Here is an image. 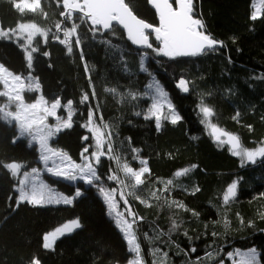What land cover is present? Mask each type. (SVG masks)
Returning <instances> with one entry per match:
<instances>
[{
  "label": "trees",
  "instance_id": "trees-1",
  "mask_svg": "<svg viewBox=\"0 0 264 264\" xmlns=\"http://www.w3.org/2000/svg\"><path fill=\"white\" fill-rule=\"evenodd\" d=\"M255 1L194 0L195 15L203 20L206 32L226 45L208 55L171 60L156 56L150 49L140 52L132 47L119 27L115 35L104 34L112 44L118 45V51L93 42L90 38L84 45L85 60L97 93V100H92L90 95L89 102L93 106L100 103L104 121L115 125L114 131L118 133L119 140L132 138L133 146L142 149L140 155L147 159L151 169V176L146 174V184L141 186L143 191L138 190V194L148 199V203L153 206L146 207L129 197L134 209L145 217L141 221V228L149 231L151 236L150 226H158L167 232L169 218L174 214L184 221L181 229L172 234L174 243L171 245L161 242L167 241V236L154 244L141 238L146 264L152 262L153 257L149 255L152 247L168 251L167 264H196V258L203 260L208 251L215 253L222 248L226 254L233 249L247 250L253 246L262 253L260 258L264 261V219L261 218L264 215V196L260 195L264 193V161L241 167L239 158L230 154L227 144L221 146L214 142L207 125L200 122L202 117L197 107L200 96L211 92L213 95L205 99L216 112L212 118L213 124L238 135L242 145L247 148H253L264 140V80L254 78L264 76V15L255 21L250 19L251 13L255 11ZM125 2L139 18L158 26V17L147 0ZM63 10L62 0L59 4L57 0H41L36 12L23 13L13 7L12 0H0V28L16 29L20 23H34L45 31L51 30L46 47L42 36L38 35L33 40V46H39V52L34 54L31 74L39 78L42 94L49 103L56 97L61 98L62 105L68 99L74 101L73 107L77 109V114L73 117V126L60 132L50 144L79 163L85 144H95L91 133L81 127L87 119V105L79 104L82 91L90 94L91 89L75 46L74 54L68 56L63 46L53 42L55 24L62 20L60 12ZM76 17L78 15L74 19ZM78 31L84 34L87 28L81 25ZM60 36L63 38L62 32ZM24 41L0 37V63L14 74L26 77L29 70L24 52L19 47ZM151 42L156 45L153 36ZM45 50L50 51L47 58L42 55ZM144 52L148 53L145 60L147 71L142 73L139 64ZM125 63L131 75L124 71ZM148 73L152 74L151 77ZM182 76L192 82L188 95H183L176 87ZM151 80L159 81L175 111L182 117L175 125L163 121L160 131H156L154 121L134 117L130 105L119 103V96L114 97L104 91L105 88H117L118 92L132 89L143 93ZM226 89H231L232 93L225 95ZM35 97L36 94H26L29 101ZM150 102L149 97L141 100L140 105L146 107ZM237 111L240 112L239 123L232 119ZM60 114L64 115V111L60 110ZM130 119L133 121L131 125L127 122ZM96 122L101 123L98 115ZM247 125L252 126L251 131ZM104 131L107 135L108 130ZM14 134L13 127L0 122V161L9 163L15 160L25 164L20 175L26 170L30 171L31 167H41L37 163L36 147L29 148L24 140L13 144L11 139ZM84 135L89 136V141H82ZM119 140L113 136L114 150ZM93 148H89L87 155H91ZM128 159L133 167H139L137 162L131 161L130 156ZM193 165L196 167L186 177L174 176L177 170ZM96 167L102 178L108 174L109 167L116 170L115 162L106 157H102ZM156 178L165 181L171 178L174 184L181 185L180 188H173L170 195L165 193V196L182 201L187 208L199 213V217L175 208L158 207L157 202L148 196L149 190L162 187L161 184H153ZM44 179L65 195H74L76 187L82 189V195L71 206L32 207L25 203L13 211L18 195L13 191V184L18 186V177L11 178L6 170L0 168V264H29L34 255L40 257L42 264H127L130 254L126 251L121 234L114 227V220L106 214V206L96 188L80 181H53L48 175H44ZM233 180H239L237 197L225 206L222 204L223 194ZM104 183L109 188L119 189L115 182L105 179ZM197 186L200 191L191 194ZM185 188L187 191H184ZM9 197H12L11 201ZM160 203H163V199ZM237 213L244 220L243 226L239 223ZM223 215L230 221L227 228L222 222ZM76 218H79L81 228L58 239L53 250L42 249L43 234ZM249 221L253 222L251 227L248 226ZM184 231H187V236L183 235ZM213 231L218 233L217 237L211 235ZM175 245H179L180 249ZM191 247L197 251L192 253ZM221 258L223 254L217 257ZM204 264L216 262L204 261Z\"/></svg>",
  "mask_w": 264,
  "mask_h": 264
},
{
  "label": "snow or ice",
  "instance_id": "snow-or-ice-1",
  "mask_svg": "<svg viewBox=\"0 0 264 264\" xmlns=\"http://www.w3.org/2000/svg\"><path fill=\"white\" fill-rule=\"evenodd\" d=\"M60 0H57L59 4ZM13 7L20 13L26 9L36 12L40 8V0H12ZM63 11L60 12L62 20L55 24L56 32L52 34L53 42H58L66 49V55L72 56L75 49L79 52V57L83 63L88 86L91 93L82 91L79 99L80 105H87V119L81 124L92 134V139L95 141V150L89 153L90 144H85L80 153V162L74 161L63 150L56 149L51 146L50 141L61 131L69 129L73 126V117L77 114V109L73 107L74 101L68 99L62 105L60 97H56L53 102L49 101L42 94V87L39 83V78H35L31 74L33 70L34 54L39 52V46H33L34 38L39 35L43 37V45L46 47L49 42V32L39 28L36 24L20 23L17 28L19 34L27 33L25 42L20 44L26 59V67L29 73L26 77L21 74H14L3 63H0V97L7 99V102L0 106V122H3L9 127L15 129L11 142L13 144L20 140L27 142L29 148L36 147L38 153L37 163L42 164L40 167H31L30 171H24L20 177L21 169L26 165L15 160L9 163L0 161V168L6 170L11 178H19L18 186L13 184V191L18 193L15 199V207L13 211L18 209L21 204H27L32 207H44L49 205H68L71 206L76 198L82 195V189L76 187L74 195L58 194L53 187L45 183L41 179L42 172L52 178L53 181L66 182H83V184L96 188L98 196L106 206V214L114 220V227L119 231L126 245V251L129 253L127 264H146L142 254L141 238L149 244H154L156 241H161L162 237L167 236V241H161L171 245L172 234L177 233L183 220L177 218L174 214L171 216L170 225L167 232L159 229L158 226H150V231L153 235H149V231H144L141 228V221L145 217L139 215L129 202V197L146 207L153 205L148 203V199L138 194V190L143 191L141 186L146 184V174L151 176V169L148 166L146 158H142L140 153L141 148L135 147L132 144V138L126 137L119 140V135L114 131L115 125H110L104 121V116L101 112L99 102L93 106L90 101L97 100V93L94 82L89 71V66L85 60L84 45L91 39L93 42H98L110 49L118 51V45L112 44L111 40L105 38V33L115 35L117 27L122 28L126 32L127 40L132 45L139 46L144 49H150L156 56H162L175 60L182 57H200L217 51L218 47H226L224 41L215 39L210 33H207L205 24L201 18L195 15L194 0H147L151 5L156 15L158 16L159 24L154 26L143 19H139L131 10L125 0H62ZM175 4V6H174ZM79 14L74 19L75 14ZM46 15V14H45ZM264 15V0H260V6L256 7L250 15V19L255 21L262 18ZM77 20L79 22H77ZM70 24V26H64ZM81 25H85L87 32L81 34L78 29ZM146 30H151L150 32ZM62 32L63 38L60 33ZM90 34V37H89ZM17 35V29H2L0 28V37L11 40ZM150 35L154 36L156 45L150 42ZM98 36L101 37L98 39ZM74 38V43H73ZM44 57L50 56V51H43ZM148 53L141 54L139 70L146 72L145 60ZM123 62V57H121ZM229 63L231 58L229 57ZM51 67V65H49ZM124 71L131 75L126 63L123 65ZM151 77V73H148ZM264 80V76L254 77ZM28 81L26 84L25 81ZM191 81L183 76L179 79L177 87L184 93L189 92V84ZM39 93L38 97L33 102H26L25 92ZM105 92L112 94L114 97L119 96V103H127L131 106L132 115L134 117H142L145 121H154L156 131H160L163 126V121H169L171 124H177L182 117L176 113L172 103L168 99V95L159 83V81L149 82L144 88L143 93L128 89L124 92H118L117 88H105ZM232 93L231 89L225 90V95ZM213 93H204L199 98L197 105L201 114L200 122L211 128V134L214 142L223 146L227 144L228 150L233 157H238L240 166L256 165L258 161H264V140L260 141L255 147L247 148L241 143L238 135L224 131L216 124H213L212 118L216 115L215 109L206 102V97H211ZM150 97V104L146 107H141L140 101ZM14 107V110H13ZM61 107L66 112V118L59 115ZM167 108V113H165ZM99 116L100 124H97L96 117ZM240 112L237 111L232 117L239 123ZM49 118H52L55 123L50 124ZM130 125L133 121H127ZM107 135H105V131ZM249 131L252 130L251 125H247ZM116 136L119 143L114 150L113 136ZM82 141H89V136L84 135ZM106 146V148H105ZM171 156V154H169ZM131 161L138 163L139 167H133ZM101 157H106L109 161H114L116 170L111 167L108 169L106 177L102 178L97 172V165L101 163ZM196 165L191 168H183L174 173L176 178L186 177ZM122 173L123 175H119ZM115 182L119 186V200L123 201L124 207L121 208L117 200V187H107L104 180ZM153 184H161L160 188L149 190V198L157 202L158 207H167L169 209H178L184 212H191L194 217H199V213L195 210L187 208V206L179 200L169 199L165 196L171 194L173 188L182 187L179 184H174L173 179L163 180L156 178ZM239 180H233L226 188L223 194L222 204L227 206L237 197ZM184 191H187L185 188ZM200 191L199 187H195L191 194ZM264 196V193L260 194ZM12 197H9L11 201ZM163 199V203H160ZM11 206V205H10ZM241 226L244 225V220L237 213ZM264 219V215L261 217ZM224 227L227 228L230 224L226 215L222 216ZM155 223V222H153ZM213 223H218L214 221ZM252 221L248 222L251 227ZM79 218L67 222L63 228H57L55 231L42 235L41 247L43 250H53L54 242L57 239V234L63 236L71 234L74 230L81 228ZM207 228V224H205ZM184 236H187V231H184ZM213 237H217L218 233L213 231ZM179 250L180 246L175 245ZM211 247V245H209ZM190 251L195 253V247H191ZM188 255L187 252L184 253ZM223 254V258L217 259ZM149 255L153 257L151 264H167L168 251H161L159 247H152L149 250ZM262 253L255 246L247 249H233L226 254L221 248L218 252L208 251L202 260L196 258V264H204V261H215L216 264H264L261 260ZM29 264H42L38 255H34Z\"/></svg>",
  "mask_w": 264,
  "mask_h": 264
},
{
  "label": "rangeland",
  "instance_id": "rangeland-1",
  "mask_svg": "<svg viewBox=\"0 0 264 264\" xmlns=\"http://www.w3.org/2000/svg\"><path fill=\"white\" fill-rule=\"evenodd\" d=\"M28 2L29 3H31L32 2V0H28ZM40 2H41V0H40ZM260 6V0H256L255 1V9H256V7H259ZM38 10V9H37ZM36 10V11H37ZM25 11H30V10H28V9H26ZM25 24H31V23H25ZM40 28V27H39ZM17 29V35H15V36H13L12 37V40H14V41H16V42H18V40L19 39H26V36H27V33L25 32V33H23L22 35L21 34H19V32H18V28H16ZM38 36V35H37ZM36 36V37H37ZM35 37V38H36ZM34 38V39H35ZM25 42V41H24ZM33 82H35V78L33 77ZM151 82H154V80H151ZM25 83L27 84L28 83V81L26 80L25 81ZM162 86V85H161ZM166 92V91H165ZM36 94V97L34 98V99H32L31 101H29L27 98H26V94ZM167 93V92H166ZM38 95H39V93H36V92H25L24 93V97H25V101L26 102H33L37 97H38ZM168 95V94H167ZM3 98V101L2 102H0V103H2V105L4 104V103H6L7 102V99L6 98H4V97H2ZM168 99H169V95H168ZM170 100V99H169ZM171 102V101H170ZM172 103V102H171ZM1 104H0V106H2ZM174 107V106H173ZM13 110H14V107H13ZM60 110H63L64 111V115H61L60 114ZM59 110V115H61V116H63L64 118H66V112H65V110H64V108L63 107H61V109ZM165 113H167V108H165ZM177 113V112H176ZM50 124H54L55 123V121L52 119V118H49V121H48ZM212 122V121H211ZM208 127V126H207ZM209 128V131H210V134H211V128L210 127H208ZM64 131V130H63ZM62 132V131H61ZM59 134V133H58ZM57 134V135H58ZM56 135V136H57ZM105 135H106V132H105ZM212 135V134H211ZM56 136L53 138V139H55L56 138ZM91 136H92V134H91ZM52 139V140H53ZM51 140V141H52ZM51 141H50V143H51ZM93 142H95L94 140H93ZM92 147H94L93 145H92ZM105 148H106V146H105ZM95 150V148H93V150L92 151H94ZM90 156V155H89ZM102 158V157H101ZM40 168H42V164H41V167ZM23 175V174H22ZM22 175H20V177H22ZM44 175H47V174H45V173H43L42 172V174H41V179L42 180H44V182L45 183H47L46 181H45V179H44ZM20 177H18V181H19V178ZM78 182V181H77ZM72 183H76V182H72ZM48 184V183H47ZM51 186V185H50ZM52 187V186H51ZM54 188V187H53ZM54 190L58 193V194H60L61 192L60 191H58L56 188H54ZM63 194V193H62ZM77 199V198H76ZM75 199V200H76ZM75 200H74V202H75ZM117 200H118V202H119V204H120V207L121 208H123L124 207V205H123V201H120L119 200V189H118V192H117ZM60 205H63V204H60ZM54 206H58V205H54ZM66 223H63V224H61L60 226H58V227H56L54 230H52L51 232H53V231H55L57 228H63L64 227V225H65ZM66 235V234H65ZM64 236V235H63ZM63 236H61V235H59V234H57V239H55V242H54V246H55V243L57 242V240L58 239H60L61 237H63Z\"/></svg>",
  "mask_w": 264,
  "mask_h": 264
},
{
  "label": "water",
  "instance_id": "water-1",
  "mask_svg": "<svg viewBox=\"0 0 264 264\" xmlns=\"http://www.w3.org/2000/svg\"><path fill=\"white\" fill-rule=\"evenodd\" d=\"M126 3V2H125ZM151 6V5H150ZM174 6H175V4H174ZM130 7V6H129ZM151 8L154 10V8L151 6ZM132 10V9H131ZM155 11V10H154ZM134 13V12H133ZM135 14V13H134ZM75 15H79L78 13L77 14H75ZM136 15V14H135ZM137 16V15H136ZM138 17V16H137ZM158 17V16H157ZM139 18V17H138ZM139 19H141V18H139ZM155 26V25H154ZM122 29V28H121ZM123 30V29H122ZM124 31V30H123ZM146 31H148V32H150L151 30H146ZM124 33H125V35H126V32L124 31ZM151 36L152 35H150V42H151ZM126 38H127V36H126ZM153 38H154V36H153ZM130 42V41H129ZM130 44H131V42H130ZM132 45V44H131ZM132 47L135 49V50H137V51H140V52H143V51H147V50H149V49H144V48H141V47H139V46H135V45H132ZM220 47H218V49H219ZM187 58H191V57H182V58H177V59H187ZM178 83V82H177ZM177 83H176V85H177ZM177 87V86H176ZM177 89L183 94V95H188L189 94V92H190V88H189V92L188 93H184V92H182L178 87H177Z\"/></svg>",
  "mask_w": 264,
  "mask_h": 264
}]
</instances>
